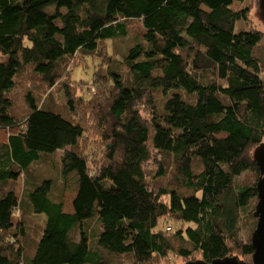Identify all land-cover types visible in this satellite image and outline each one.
<instances>
[{"label":"trees","instance_id":"trees-1","mask_svg":"<svg viewBox=\"0 0 264 264\" xmlns=\"http://www.w3.org/2000/svg\"><path fill=\"white\" fill-rule=\"evenodd\" d=\"M247 1L0 0V264H254L264 33L236 32L249 12L231 8ZM133 23L138 40L106 64L100 45L128 38ZM95 56L100 94L73 101L66 90L63 113L51 90L79 83L72 71ZM90 105L89 129L74 113Z\"/></svg>","mask_w":264,"mask_h":264},{"label":"rangeland","instance_id":"rangeland-1","mask_svg":"<svg viewBox=\"0 0 264 264\" xmlns=\"http://www.w3.org/2000/svg\"><path fill=\"white\" fill-rule=\"evenodd\" d=\"M231 8L234 11L247 9L249 12L246 20H242L237 23L236 32H239L242 29L255 28L264 33V23L262 22V19L260 16V12L258 8V0H249L243 4L234 3ZM139 36H140V27L136 23H133V27L130 31V35L128 38L120 39V40L112 41V42L102 43L100 45V47H102V53L103 54L107 53V55L105 56L106 64L109 59L108 55L115 57L117 60H122L127 51V48L131 46L135 42V40H138ZM259 48H264V38L261 41ZM76 59L77 60H75V63H78L79 66L83 64L82 63L83 60L81 58H76ZM102 62H103L102 58L95 56L93 62L91 64L88 63L86 68L82 66L74 70L75 66H72V70H74L72 71L74 74V80L76 82L79 81V83L71 82V80L69 81L66 80L64 82H60L59 84L55 85V87L51 90L49 94V98L52 101H54V103L62 109L63 113L69 114L70 112L69 107L67 106L68 96L65 94L66 90L68 89L70 90V93H71L70 99L73 101L75 100L73 97H76L77 99V94H82L83 98L85 99H94L96 98V96L100 94L99 86L95 82L103 83L104 81L103 78H101L102 72H105V66L104 67L101 66ZM113 67H116V66H113ZM93 72H95V74L99 72L97 79L95 80L92 77ZM26 78H29V79L32 78V75L30 74L28 70L26 72ZM64 84H66L67 87H64ZM102 90H105V87H102ZM21 100H22L21 95H18L17 96V101L19 104L18 108L22 107L23 105V102H21ZM108 101L109 99L106 96H104V98H102L100 102L98 103V106L101 107L99 108L101 109V112L103 111L104 113H108L109 111ZM91 110H92V106L90 105V106H86L84 109H82L81 107L76 108V111L74 113L75 120L82 123L84 126H88L89 129L92 126L91 124H93V122L91 121V113H92ZM96 114L97 113H94L93 111V114H92L93 118L97 116ZM62 154H63L62 151L56 153L54 155V160L59 163V159ZM53 175L58 176L57 167H55V172H53ZM67 183L69 184V187H68L69 191L65 193V211L73 212V200L75 197L74 190L76 189L75 176H73V174H71L68 177ZM21 184H22V180L19 182V188H18L19 194L22 189ZM222 190H223L222 188H216L212 193L207 195L208 200L215 201L216 197L222 192ZM43 217L46 218L45 215H43ZM14 220L15 221L19 220L18 212L15 213ZM39 221L41 222V220ZM170 221L171 220L167 218L166 220H164L163 223H161L160 226L164 227L165 231L173 232L176 229V227H178V225ZM169 226L172 227L171 231L168 230ZM249 230H250L249 226L247 228H244L243 230L244 237H247V235L249 234ZM199 259H202L201 256L199 255H195L193 258L189 260H184L174 255H170L164 259H161L159 261V264H185L188 261L199 260Z\"/></svg>","mask_w":264,"mask_h":264},{"label":"water","instance_id":"water-1","mask_svg":"<svg viewBox=\"0 0 264 264\" xmlns=\"http://www.w3.org/2000/svg\"><path fill=\"white\" fill-rule=\"evenodd\" d=\"M258 8L262 22L264 23V0H258ZM253 158L260 172L257 182V204L254 211L256 227L252 232V248L254 250L253 263L264 264V143L260 144L253 153ZM185 264H246L237 256H227L225 258L214 259L211 262L203 259L191 260Z\"/></svg>","mask_w":264,"mask_h":264},{"label":"crops","instance_id":"crops-1","mask_svg":"<svg viewBox=\"0 0 264 264\" xmlns=\"http://www.w3.org/2000/svg\"><path fill=\"white\" fill-rule=\"evenodd\" d=\"M21 186H22V184H21ZM23 188V187H22ZM22 194H23V189H21V192H20V198H21V196H22Z\"/></svg>","mask_w":264,"mask_h":264},{"label":"built area","instance_id":"built-area-1","mask_svg":"<svg viewBox=\"0 0 264 264\" xmlns=\"http://www.w3.org/2000/svg\"><path fill=\"white\" fill-rule=\"evenodd\" d=\"M168 230H169V231H171V230H172V227H171V226H169V227H168Z\"/></svg>","mask_w":264,"mask_h":264}]
</instances>
